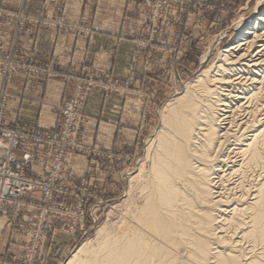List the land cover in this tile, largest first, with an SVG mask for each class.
Listing matches in <instances>:
<instances>
[{
    "label": "rangeland",
    "instance_id": "rangeland-1",
    "mask_svg": "<svg viewBox=\"0 0 264 264\" xmlns=\"http://www.w3.org/2000/svg\"><path fill=\"white\" fill-rule=\"evenodd\" d=\"M37 1L43 4L42 11L32 15L22 9H10L7 0H0V23L14 24L18 33L28 26L71 32L83 39L94 33L101 0L83 1L84 9L76 26L66 22L72 0H23ZM258 1L264 2L124 0L127 9L135 13L130 25L134 35L129 39L134 53L128 72L119 78L112 68L77 67L64 74L67 83L73 85L72 94L56 107L55 127L42 129L60 134V151L51 152L62 164L53 187L57 197L45 198V205L28 209L14 222L0 219V264H65L107 223H119L125 217L129 200L139 192L134 178L143 164L149 165L147 153L160 131L167 104L199 76L212 73L219 66L222 52L235 45L246 29H237L240 18L256 21ZM45 5L51 10H45ZM87 29L91 30L89 35ZM20 71L41 77L43 84L57 78L58 73L53 62L30 61L19 49L13 54L0 53V117L8 124L32 128L6 118L11 100L9 86ZM95 97L124 99L126 124L136 131L131 145L104 149L90 141L87 105ZM71 101L77 103L72 112L67 111L60 118L61 108ZM37 234L43 242L40 249L34 248ZM10 244L18 249H10Z\"/></svg>",
    "mask_w": 264,
    "mask_h": 264
},
{
    "label": "bare ground",
    "instance_id": "bare-ground-1",
    "mask_svg": "<svg viewBox=\"0 0 264 264\" xmlns=\"http://www.w3.org/2000/svg\"><path fill=\"white\" fill-rule=\"evenodd\" d=\"M256 14L167 104L125 217L65 264H264V2Z\"/></svg>",
    "mask_w": 264,
    "mask_h": 264
},
{
    "label": "crops",
    "instance_id": "crops-1",
    "mask_svg": "<svg viewBox=\"0 0 264 264\" xmlns=\"http://www.w3.org/2000/svg\"><path fill=\"white\" fill-rule=\"evenodd\" d=\"M83 1L72 0L69 3L66 18L69 26L78 24L84 9ZM6 3L10 9H22L32 15L41 13L43 8L39 1L7 0ZM45 10L51 9L45 5ZM134 19L135 13L127 9L124 0H101L96 12L94 33L89 39L71 32H53L34 26H28L18 33L14 24L0 23L1 54H13L19 49L30 61L53 62L58 73L57 78L43 84L39 76L18 72L9 86L11 100L6 111L7 120L20 121L26 127L53 129L57 119L56 107L72 94L73 85L63 78L72 68H112L114 75L124 77L134 53L129 40L134 35L130 28ZM1 88L0 77V93ZM124 106V99L120 97H95L89 100L87 133L92 143L104 149L132 144L136 131L126 124L128 117ZM9 246L10 249H18L12 244Z\"/></svg>",
    "mask_w": 264,
    "mask_h": 264
},
{
    "label": "built area",
    "instance_id": "built-area-1",
    "mask_svg": "<svg viewBox=\"0 0 264 264\" xmlns=\"http://www.w3.org/2000/svg\"><path fill=\"white\" fill-rule=\"evenodd\" d=\"M90 32L87 29V35ZM31 71L43 72L42 69ZM76 104L75 101L66 103L60 110V118L67 115L65 112H72ZM59 139L58 132L8 124L0 117V219L14 222L25 211L29 212L28 209L45 205V198L57 197L53 187L62 164L51 152L60 151ZM35 240L34 248L40 249L43 242L39 234Z\"/></svg>",
    "mask_w": 264,
    "mask_h": 264
}]
</instances>
